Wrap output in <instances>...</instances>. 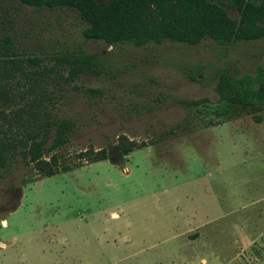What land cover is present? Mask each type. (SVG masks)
I'll return each mask as SVG.
<instances>
[{
	"label": "rangeland",
	"instance_id": "1",
	"mask_svg": "<svg viewBox=\"0 0 264 264\" xmlns=\"http://www.w3.org/2000/svg\"><path fill=\"white\" fill-rule=\"evenodd\" d=\"M85 26L73 7L0 0V34L46 56L50 110L74 124L58 173L19 156L0 170V264H264V106L215 91L221 72L264 73V39L107 44ZM65 53L94 71L65 81ZM120 136L138 147L114 151Z\"/></svg>",
	"mask_w": 264,
	"mask_h": 264
},
{
	"label": "trees",
	"instance_id": "2",
	"mask_svg": "<svg viewBox=\"0 0 264 264\" xmlns=\"http://www.w3.org/2000/svg\"><path fill=\"white\" fill-rule=\"evenodd\" d=\"M36 8L73 7L86 24L82 35L107 44L180 42L197 45L211 39L219 45L264 39V0H20ZM228 9L235 12L232 16ZM0 34V170L6 171L19 156L33 164L41 176L58 173L56 150L69 141L73 122L50 110L51 95L44 86L46 56L22 53L6 30ZM54 67L67 71L65 81L92 72L96 58L85 53L56 54ZM219 100L240 106H264V73L239 76L221 72L215 85ZM206 98L183 100L197 106ZM138 145L120 136L114 151L128 153ZM49 153V156H45ZM79 157L96 162L107 149H88Z\"/></svg>",
	"mask_w": 264,
	"mask_h": 264
},
{
	"label": "crops",
	"instance_id": "3",
	"mask_svg": "<svg viewBox=\"0 0 264 264\" xmlns=\"http://www.w3.org/2000/svg\"><path fill=\"white\" fill-rule=\"evenodd\" d=\"M3 223H4V221H3Z\"/></svg>",
	"mask_w": 264,
	"mask_h": 264
}]
</instances>
